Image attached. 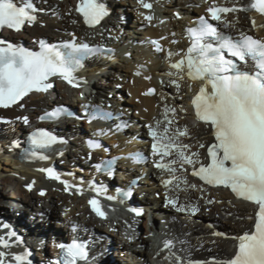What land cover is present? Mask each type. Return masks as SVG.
<instances>
[{"label": "bare ground", "instance_id": "bare-ground-1", "mask_svg": "<svg viewBox=\"0 0 264 264\" xmlns=\"http://www.w3.org/2000/svg\"><path fill=\"white\" fill-rule=\"evenodd\" d=\"M104 1L107 2L111 14L99 27L86 29L75 13V0H33L35 7L41 9L42 12H36V21L24 26L18 33L17 38L23 43H27L33 38L53 37L64 39L75 34L78 36L77 43L82 39L93 43L102 40L117 48V53L111 59H99L92 67L87 65L80 72L87 83L88 96L79 99L80 91L58 83L54 87L56 102L71 103L74 106L78 102H88V98L91 97L95 99V102H101L100 98L111 103L122 99L127 105H134L133 99L124 98L127 90L134 98L142 101V105H135V109L142 112L141 116L145 118V122H151L154 125L156 121H161L163 124L165 106L174 107L176 114L173 115L171 112L167 114L169 118L175 121L173 127L183 128L187 125L192 135L198 137L201 142L206 144L212 142L210 131L206 132L204 125L198 124L191 114L190 99L192 92L195 90L196 82L188 79L186 69L184 79L178 81L180 88L177 90L170 83V80L176 79L175 75L172 77L166 75L169 71L176 72L175 69L170 68L171 63H166L161 57L148 58L144 49L132 46L133 41L141 40L145 35L160 37L166 34L168 32L166 27L163 25L160 28L149 26L142 19L145 12L138 0ZM203 1L205 0H167L165 2L156 0L152 11L154 22L159 24L161 19L168 20V26H171L173 31L182 33L186 22L198 17L206 8ZM224 1L238 3L237 6L247 2V0ZM172 9L183 12L181 21H175L172 16L170 17L169 14ZM226 18L235 31L254 32L264 38L263 18L259 13L245 15V13L238 12L237 14L228 15ZM250 18L254 20L255 25L250 23ZM65 19L67 23H64L63 20ZM73 20L76 21L75 24L72 23ZM40 22H44L45 25L41 27ZM1 38L4 39L3 36ZM178 47L172 46L175 50H178ZM128 51L132 53L130 59L124 56ZM139 57L145 59L148 67L145 76L149 74L153 76L149 82L142 78L131 77V72L134 69L133 63ZM150 61L151 63H149ZM130 78L133 80V84L129 83ZM150 85L157 87L158 94L153 98L141 97L140 93ZM57 96H60L62 100H58ZM105 100L103 101L104 105L106 104ZM23 104L25 105L23 110H19L17 106L9 110H0V113L16 119L15 122L6 124L0 129V214L5 217L10 227L18 233L21 229L26 235L25 239L20 233L23 236V242L34 255L35 264L46 261V258L43 259L41 255L43 248L49 249L47 253L51 257L52 252L59 243V239L69 237L68 227L70 223H76L80 228L89 229L84 238H88V234H91L90 244L92 247L90 253L95 254L94 259H99L98 264L102 262L110 263L111 259H114L116 264H145V262L146 264H153L155 255H157L155 261L158 262L162 254L156 250L155 239L147 238L150 230H153V228H147L149 216L152 218L155 228L159 230L169 228L168 232L176 234V250H184V255L195 254L193 260L207 261L214 256L222 258L234 253V246L236 245L234 237L250 227L251 220L248 217L253 214L254 208L246 202L233 198L224 190L208 189L200 186L191 175L192 166L190 165H185L188 169L185 175L189 183L196 184L197 188H187V191H181L179 198L180 203L199 206L200 210L194 215L190 211L177 212L171 205H167L165 198L167 190L162 184V180L167 179L169 174L162 170L161 172L150 170V179L145 178L142 180V186L134 193L133 199L140 208L146 209L144 214L129 216L125 211L127 205L123 208L118 206L112 199L108 203L110 206L109 215L105 219L99 220L89 209V195L102 189L104 193L113 196L114 189L112 186H123L121 181L124 180L118 176L109 177L107 174H98L90 167V164L99 160L100 157L94 154L93 160L88 161L82 139L87 134L84 131L95 130L96 127L92 129L85 125L84 131H82L76 123L61 124L53 133L64 138L62 143L56 146H64L62 151L49 156L46 155L47 159H42L41 163L37 161L21 163L14 156L18 148L22 146L24 135L26 131H29V126L33 123L35 114L40 112L39 108L49 105L50 101L43 94H31ZM144 108L148 110L147 113ZM181 108L184 111H181ZM24 115H29L31 118L29 125H25L22 119L17 121V117H23ZM134 131L132 129L131 133H134ZM142 131L146 132V129ZM181 140L183 143L191 144L192 151H199L201 160H204L206 149H198L196 139L182 137ZM70 147L72 150L68 151ZM112 155L110 154L109 157ZM51 164L57 167L55 172L60 175L61 179L68 181L72 187L65 190L63 183L50 179L39 171V169L46 168L47 165ZM124 177L127 178L130 175L125 174ZM29 184H32L31 190L27 188ZM3 187L6 188V192L1 191ZM182 187L186 186L182 185ZM77 189H80V191H77ZM200 189H203V191ZM41 192L44 195H41ZM157 192L164 198L162 202L155 198ZM5 199H8V204L3 208ZM208 199L218 202L208 204L206 203ZM13 205L18 207L17 210H9V206ZM129 207L127 206L128 209ZM47 210H55L57 213L55 216L59 219V222L51 223L52 233L50 235L52 240L50 245L45 243L44 238L40 239L38 234L33 233V229L37 228V219L41 217L39 214L45 213ZM205 214L212 222L205 219ZM141 217H144V221ZM165 221L167 222L165 223ZM215 221L224 223L225 226L231 229L230 233L224 230L225 236L212 235L214 231H217L213 224ZM27 225L31 226V230ZM209 225L213 227H209ZM133 229L137 232L135 234L137 240L135 243L129 244L126 240ZM141 229H143V232H141ZM143 235H145V239L142 238ZM109 241L111 242V250L108 252L102 251ZM36 244L41 245L42 248L34 253L33 249ZM140 245H143V248H137ZM198 248L203 251L197 253L196 249ZM0 250L7 251L8 249ZM209 251H214L216 255L209 254ZM111 254H113L112 258L109 257ZM44 264H48V261ZM158 264H173V262L161 261ZM184 264L188 263L184 262Z\"/></svg>", "mask_w": 264, "mask_h": 264}, {"label": "snow or ice", "instance_id": "snow-or-ice-1", "mask_svg": "<svg viewBox=\"0 0 264 264\" xmlns=\"http://www.w3.org/2000/svg\"><path fill=\"white\" fill-rule=\"evenodd\" d=\"M145 9H151L152 4L145 0H138ZM255 10L264 15V0H250L244 7H223L213 5L207 9L212 20H219L221 13ZM33 0H21L18 5L15 0H0V30L7 28L16 32L21 31L25 24L36 21ZM71 11V10H70ZM75 12L83 18L88 27H95L109 14L107 6L102 0H77ZM151 21L152 16H146ZM72 23H76L75 20ZM255 25V22L253 21ZM192 41L184 58L170 64L173 73H166L177 90L179 80L186 75L188 79L200 81L201 86L191 100L197 123L204 125V130L211 133L214 141L206 144L198 137H194L185 125L173 127L175 121L168 117V113L176 114V109L165 106V120L156 121L148 125L152 138V154L160 160L169 158L166 163L155 162V167L169 174L162 184L167 205H171L177 212L190 211L193 215L200 208L198 205L180 203L179 193L187 188L196 189V184H190L185 173V165L192 166L191 175L198 177L204 184L212 187L229 189L236 198L250 202L255 206V212L248 219L253 221L252 227L234 237L237 241L235 251L227 257H212L207 261H192L188 264H264V40L253 38L251 35L241 34L239 40L223 36L208 22L205 17L199 18V24L188 30ZM40 51L29 49L0 39V108L7 109L19 104L33 92L47 93L53 87L50 77L58 76L72 87H79L81 81L75 75L83 67L82 60L96 53L111 52L102 46L91 47L87 43H66L61 51L55 45L45 41L39 42ZM157 52L162 51L158 41H151ZM175 43V41H173ZM169 52L168 56L171 57ZM249 60L252 67H247ZM241 64L244 67H241ZM139 75V72L136 73ZM150 79V77H146ZM149 89L145 95L154 94ZM181 111H184L181 108ZM62 115L72 116L73 113L63 107L46 112L41 119H59ZM112 113L97 108L86 113L89 123L96 119H108ZM79 118V117H77ZM28 123V117H17ZM2 120V118H0ZM7 122V121H4ZM117 127H120L118 125ZM103 135V132L99 133ZM196 139L198 149H206L205 161L201 160L199 151H192V145L183 143L181 138ZM33 147L46 149L57 143V138L45 131H37L30 137ZM90 148H99V143L89 142ZM35 157L36 153L33 152ZM134 162H141V154L130 157ZM39 159H47L40 156ZM113 161H106L111 174ZM198 166V167H197ZM48 178L58 180L68 190L72 185L62 180L52 168L39 169ZM186 186V187H182ZM31 190L32 184L27 185ZM203 191V189H200ZM80 191V189H77ZM101 190H98V192ZM44 195L43 192L40 193ZM130 196L131 192L124 193ZM113 199V197H108ZM218 201L208 199L206 203ZM92 210L105 218L99 201L89 200ZM137 216L141 211L131 209ZM8 228V225H3ZM209 227H213L209 225ZM214 236H225L223 232L214 231ZM16 238L14 231L0 236V249L13 246L12 239ZM16 238V243H19ZM172 241H165L164 248L171 251ZM64 252L66 264H77L79 260L87 258L86 246L73 241L69 245L59 246ZM30 253H10L0 250V264H31L28 259ZM173 255H175L173 253ZM169 259V257H165ZM175 264H183L181 257L175 256Z\"/></svg>", "mask_w": 264, "mask_h": 264}, {"label": "rangeland", "instance_id": "rangeland-1", "mask_svg": "<svg viewBox=\"0 0 264 264\" xmlns=\"http://www.w3.org/2000/svg\"><path fill=\"white\" fill-rule=\"evenodd\" d=\"M173 10L174 9H172V12H173ZM172 12L169 14L170 15V17L172 16ZM135 16H136V14H134ZM64 21V23H67L66 22V19L65 20H63ZM40 25V24H39ZM41 26V25H40ZM42 27V26H41ZM130 64H131V62H129ZM125 95V94H124ZM103 97H104V95H103ZM82 126L83 125H81V129H82ZM83 128H84V126H83ZM72 150V148H68V151H71ZM1 191H3V192H6V188H4L3 187V189L1 190ZM156 198V197H155ZM157 199V198H156ZM157 200H159L160 202H162L163 200H164V198L161 196L159 199H157ZM41 203V202H40ZM5 204V205H4ZM4 207L3 208H5L6 207V204H8V199H5L4 200ZM10 210V209H9ZM45 213H47V218H45V217H40V218H38L37 219V222H36V224H37V228H35V229H33L34 231H33V233L34 234H38L39 236V238L41 239H45V243H47V244H49L50 245V243H51V240H52V236L50 235L51 233H52V230L50 229V227H51V223L52 222H54V223H57V222H59L58 220V218L55 216L57 213H56V211L55 210H47ZM44 213V214H45ZM145 212H143V214H144ZM204 217H205V219H209V217H207L206 216V214L204 215ZM142 218V221H144V217H141ZM34 220V219H33ZM209 222H212L211 221V219H209ZM214 226L217 228V231H219V232H223L224 230L225 231H229L228 233H230V231H231V229L230 228H228L227 226H225V224L224 223H221V222H217V221H215L214 223ZM147 225H148V223H147ZM27 227L31 230V226L29 227L28 225H27ZM147 228H148V226H147ZM20 229V228H19ZM142 231L141 232H143V229H141ZM110 232V231H109ZM20 233L24 236V238L26 239V235H24V233H23V231L20 229ZM227 233V234H228ZM233 233H235V232H233ZM3 236H4V234H3ZM142 238L143 239H145V235H143L142 236ZM14 241H16V238L14 239ZM146 241V240H145ZM36 247H39V248H42V246L41 245H38V244H36V246H35V248L33 249V250H35L36 249ZM50 248V247H49ZM44 250L43 251H48V250H46L45 248H43ZM197 253H198V251H196ZM209 254H213V255H216V253L214 252V251H209L208 252ZM201 255H204V254H201ZM104 263H107V262H104ZM146 263V262H145Z\"/></svg>", "mask_w": 264, "mask_h": 264}, {"label": "water", "instance_id": "water-1", "mask_svg": "<svg viewBox=\"0 0 264 264\" xmlns=\"http://www.w3.org/2000/svg\"><path fill=\"white\" fill-rule=\"evenodd\" d=\"M26 252L25 249L21 248V247H17L14 251V253H23ZM45 256V255H44Z\"/></svg>", "mask_w": 264, "mask_h": 264}]
</instances>
